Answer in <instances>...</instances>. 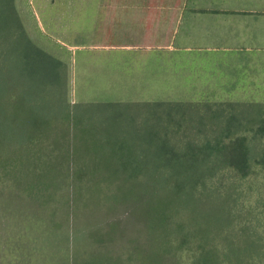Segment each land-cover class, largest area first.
<instances>
[{
  "label": "trees",
  "instance_id": "obj_1",
  "mask_svg": "<svg viewBox=\"0 0 264 264\" xmlns=\"http://www.w3.org/2000/svg\"><path fill=\"white\" fill-rule=\"evenodd\" d=\"M16 2L0 0V262L264 264V105L73 103Z\"/></svg>",
  "mask_w": 264,
  "mask_h": 264
},
{
  "label": "crops",
  "instance_id": "obj_2",
  "mask_svg": "<svg viewBox=\"0 0 264 264\" xmlns=\"http://www.w3.org/2000/svg\"><path fill=\"white\" fill-rule=\"evenodd\" d=\"M103 11L113 23L99 40L107 45L69 40L80 70H112L110 60L122 70H264V0H114ZM96 49L110 53L99 61Z\"/></svg>",
  "mask_w": 264,
  "mask_h": 264
},
{
  "label": "rangeland",
  "instance_id": "obj_3",
  "mask_svg": "<svg viewBox=\"0 0 264 264\" xmlns=\"http://www.w3.org/2000/svg\"><path fill=\"white\" fill-rule=\"evenodd\" d=\"M16 3L29 35L68 64L70 97L73 103L90 101L105 95V99L136 101L155 98L168 100L171 96V100L249 101L264 105V70H187L180 69L181 66H175L172 72L122 70L112 60L108 61L112 70L99 67L93 70L91 64H84V69L80 70V65L77 66L76 63V54L80 48L75 47L69 40L79 38L92 41L85 42L84 45L88 47L107 45L99 40L104 38L106 25L113 23L108 22L103 9L113 4L114 0H17ZM110 44L115 45V42ZM96 51L99 53V61L104 56L103 53H110L105 49ZM85 53L80 52L77 55L78 63ZM178 82L185 84L178 85ZM159 86L162 90L156 89ZM255 180H260V177ZM13 206H17V203ZM15 210L14 213H18L16 208ZM79 226L76 222L69 223L66 237L71 243L74 240L82 241L85 226L78 228ZM56 238L53 236L48 239L53 247ZM59 243L62 244V241ZM63 262L66 264V259Z\"/></svg>",
  "mask_w": 264,
  "mask_h": 264
}]
</instances>
